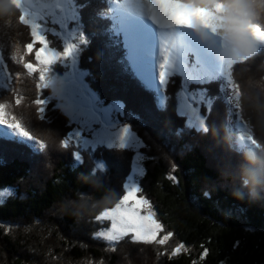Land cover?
I'll use <instances>...</instances> for the list:
<instances>
[{"label":"trees","instance_id":"1","mask_svg":"<svg viewBox=\"0 0 264 264\" xmlns=\"http://www.w3.org/2000/svg\"><path fill=\"white\" fill-rule=\"evenodd\" d=\"M75 1L78 27L86 41L85 55L80 49L76 66L85 67L84 80L102 104H121L117 117L142 143L139 151L144 171L139 177L140 192L165 229L174 233L173 240L189 247L188 252L171 259L170 250L161 255L153 246L128 240L119 242L127 243L115 250L126 249L123 254L129 256L128 250L137 247L136 252L151 254L149 264H264V192L250 196L239 179L241 153L264 147V130L257 125L259 113L241 104L243 82L249 77L264 76V48L250 60L236 63L231 76L239 89L236 99L230 97L231 86L219 72L206 67L192 52L187 53L185 59L199 61L205 87L211 90L206 96L213 95L205 130H197L187 127L186 117L178 112L179 73L169 78L160 102L152 86L132 69L114 14L115 3ZM9 2L14 4L13 0ZM184 2L200 8L190 0ZM214 7L218 19L215 13L222 5L217 3ZM46 39L63 49L61 42L54 40L55 35ZM27 42H31L29 29L15 18L8 24L0 20V57L6 66L4 69L0 61V103L5 104L9 119L15 118L46 145L41 150L34 140L0 128L7 132L5 138L15 139L23 147L21 157L5 156L0 163V190H12L0 196V264H60L58 259L63 255L76 261L83 257L104 261L114 258L115 251L106 247V242L91 235L72 237L70 233L77 231L80 223L66 212L55 213V208L67 203L68 198L75 199L77 192L99 198L117 181L116 199L81 219L83 227L88 224L86 233L92 232L99 211L112 208L123 194L137 150L104 144L92 151L77 150L68 140L76 124L57 106V100L48 99L39 114L34 101L44 100L48 93L45 90L41 95L39 72L29 73L23 67L24 63L36 65L34 51H24ZM17 50L19 59H10ZM56 69L58 73L64 70L59 65ZM206 112L202 107L201 114ZM239 132L248 137V143H237ZM61 140L68 141V148L59 147ZM76 150L82 153L81 160L76 159ZM91 154L102 165V171L96 169L98 175L89 172L97 162L89 158ZM169 175L176 179L169 180ZM20 218L28 221L19 222ZM29 245L45 248L47 258L41 260L42 255H34ZM23 246L26 247L21 250ZM63 247L70 249L66 252ZM202 252H206L203 258Z\"/></svg>","mask_w":264,"mask_h":264},{"label":"rangeland","instance_id":"2","mask_svg":"<svg viewBox=\"0 0 264 264\" xmlns=\"http://www.w3.org/2000/svg\"><path fill=\"white\" fill-rule=\"evenodd\" d=\"M130 2L131 0H123L120 3H115L114 13L117 14L116 15L117 22L120 21V25L122 24L123 26V33L124 35L126 34L125 39H126L127 45H129L131 55L135 54V56L131 57L130 59L133 62V64L137 68H139L140 71H142L140 72L141 74H143L144 76L145 74L147 75V78L146 76L143 77L141 75L146 81L150 82L152 80L151 75H153L152 71H151L152 73H149V74L147 73V71L149 72V69L144 71V69L149 68L147 67L148 65L147 61L149 62L151 59L152 67L150 68L154 69L155 68L154 62L157 65L158 64L156 63L157 60L159 62L162 59L161 55H158L159 50L157 48L159 47L160 41L163 38L168 37L167 34H173L175 36V48L174 49L178 51V54L176 55L173 54V57L169 59L172 65L174 66V68L180 67L183 61V55L188 50H194L195 52L198 53V55L202 52V55L204 57H202L201 54L199 56L202 59L203 63H206L207 65H212L214 63L213 65L216 68H218L219 69L218 71L221 73L224 70H226L228 63H231L234 60H239V61L243 60V58H236V59H232L230 62H227V63H220L219 61L214 62V60L216 59L215 51L219 49L220 47H222V41L219 38V36L216 35V32H217V23H216L217 20L216 19L214 20V23L216 25L214 32L211 31L209 28L205 27L199 21H194V22H199L205 28L206 40L204 41H202L191 30L193 24L191 27L173 26L167 29L161 27L163 30V33H161L160 31H158L161 28H158L157 26H155L150 21L147 15L141 14L129 8L127 5ZM24 3L33 5V7H30L28 11L30 13L31 12L35 13L37 17V21L41 24L42 32L46 36V38H49V36L51 35H55L56 39L54 40H58V42L60 41L61 44L63 45V49L70 44L76 45V47L74 48V50L71 52V54L68 57L52 62L51 65H49L48 72L46 74L47 87H45L44 89L42 88L41 90V95L45 92V90H47V93H48V95H46L44 98L45 103H47L46 101H49L48 99L54 98L55 100H57L56 102L57 106L60 107L62 111H64L70 117V119L76 124L74 129L69 133L68 140L74 143L73 145L77 148V150H81L83 152H87L88 150L92 151L98 145H101V144H104L111 148H114V147L135 148L137 151H136V154L134 155V159L132 163V170L125 183H127L129 187H131L133 184L139 187L140 186L139 177L142 176L143 171H144L143 156L139 151L141 144H142L141 140L136 136L135 132L132 129H130L127 124L122 123L120 119L117 117V114L120 113L121 104L118 101L112 102L109 104H102L101 101L98 99L97 95L93 93V91L87 86L84 80L86 74L83 68L85 67H80L82 69H79L76 66L78 65V58H80L79 56L81 55L80 49L83 51L85 55V52H84L85 50H83L85 48L84 47L85 45L84 43H80V34L82 32L78 27V12L76 9L77 8L76 1L75 0H64L63 7L58 5L57 0H24ZM137 19L138 20L140 19L139 22L143 24H148L149 32L148 30L146 31L145 28L143 29V26H144L143 24L140 23L141 25H138L139 23ZM133 27L134 28L136 27L134 30L135 32L131 30V28ZM154 28H157V30H155ZM137 29L138 30L143 29L142 32H140V34H145V35L147 34L148 41L146 43L136 44ZM156 33L158 35H156ZM74 39H75V42L73 41ZM47 40L49 41V47L52 48L50 51H57V52L63 51V49L62 50L58 49V46L55 43V41H52L51 43V40L49 39ZM76 40L78 41L76 42ZM169 45L170 44L166 45V47ZM142 49H144L143 52L145 54L141 52ZM155 50L156 51L158 50L157 54ZM136 51H137V54H136ZM141 53L144 55V57L142 56ZM211 53L213 55H211ZM146 54L147 55L149 54L151 56L149 57L147 56L146 58ZM137 55H139L140 57H138ZM136 57H137V60H135ZM133 64L132 66L134 67ZM58 65L63 67L64 69L61 71V73L57 72L56 67ZM2 67L5 69L3 65ZM34 67L38 68V65L36 64L34 65ZM206 83H208V81ZM152 86L156 90L159 96V99H161L160 97V93L162 89L161 86L158 83H156L155 85L152 84ZM178 90L180 93L181 91L180 84L178 86ZM210 91L211 90L208 89V93H210ZM8 93H11L10 90H8ZM229 95L230 97L235 98V93L233 91L229 92ZM182 96H183V93H180L179 98H178L177 107H178L179 114L186 117V126L189 128H196L197 130H205L206 116H209L210 114L209 107L210 106L212 107L213 99L211 100V102H205L207 105V112H208V113L206 112L207 113L206 115L201 114L202 107H200L195 110L196 115L193 116L192 110L185 106ZM210 96L212 97L213 95L211 94ZM125 126H127L128 131L126 134L122 136L121 135L122 129H124ZM237 140L239 143H245L248 141V138L246 135L241 133L237 136ZM77 150L75 153V157L79 156V160H81L83 155ZM89 158H91L94 161L97 160V162L95 163L100 164V160L93 158L92 154L91 156H89ZM79 162H82V161H79ZM115 178H113V182ZM117 180H119V176H117ZM114 184L116 185L117 181L115 183H111L109 189L115 190ZM11 191H12L11 189L6 188V189H1L0 193H3V195H5V194H10ZM137 195L143 196L141 192H139ZM69 200H72V199L68 198L67 202ZM64 205H67V203H64ZM60 207L61 206H58V209ZM58 209L55 208L56 210L55 213L60 212L62 214L63 212H61L60 209L59 210ZM154 216L157 219L155 213H154ZM20 219L21 220H19V222H22V221L25 222V220L28 221V219H25V220L23 218H20ZM157 221L160 222L159 219H157ZM78 222L80 223L79 224L80 228L77 229V231L70 233L72 237H87L91 235L92 237H95L99 240L106 242V244L108 245V246L106 245V247L108 248H115V247L122 248L123 244L127 242H132L130 239V236L123 237L114 244L106 241L105 239H103L102 236H98L97 233H101L110 228L111 222L109 220H101V221L95 220V222L93 223L94 229L92 232H89L88 234L85 231V229L86 230L88 229L86 228L88 224L83 227L82 223L84 222L81 221V219L78 220ZM66 223L67 222L65 221L64 224ZM61 226L64 227L65 225L64 226L61 225ZM163 226L165 228V225ZM121 241H127V242H123L119 244V242ZM135 243L138 244L140 242H133L132 244H135ZM179 243L180 242H175L173 238L171 237L170 240L166 241L164 245H158L155 242L148 243V245L150 247L153 246L154 248L157 249V251H160V253H164L169 250L171 252V249ZM26 246H23L21 250L24 249ZM29 247L30 248L32 247L33 251L35 252L34 255H38V256L42 255L41 260H43L44 257L47 258L46 256L48 255V253H46L47 250L45 248L33 247L30 245ZM70 248L63 247L64 251L66 252H68ZM188 248L189 247L185 245V247L181 249L180 253L188 252ZM136 250H137V247H133V249L131 248L130 252L128 250L129 256H125L123 253L127 251L126 249H121L120 251L116 249L114 258H111V257L109 259L107 258L106 261H104L103 259H94V258L89 259V258H84V257L81 260L76 261L75 258L69 259L68 256L63 255L64 258L60 260L58 259V262L60 264H109V262H112L111 264H149L150 260L148 256H150L151 254L148 252L146 254L141 253V252H136ZM14 251H16V249ZM109 251L110 249L106 250V253ZM21 253L25 254L24 251H22ZM131 258H133L136 261H134L133 259L132 261ZM110 259H112V261Z\"/></svg>","mask_w":264,"mask_h":264},{"label":"snow or ice","instance_id":"3","mask_svg":"<svg viewBox=\"0 0 264 264\" xmlns=\"http://www.w3.org/2000/svg\"><path fill=\"white\" fill-rule=\"evenodd\" d=\"M113 3H118L119 0H112ZM14 5L18 9V23L29 29V38L31 42H27L23 45L24 51L35 53V61L38 65L34 67L32 63H24L23 67L28 70L29 73L39 71L40 85L43 89L47 87L46 74L48 72L49 65L52 62L68 57L74 50L76 45L66 46L62 52L50 51L49 41L42 32L41 24L37 21V17L34 12H29L28 9L33 5L25 4L24 0H14ZM129 8L147 15L150 21L158 28H171L173 26L191 27L194 21H199L205 27L211 31H215L216 25L214 20L213 11L202 8H194L192 5L184 2V0H131L127 5ZM219 6H217V9ZM257 26L249 25L250 30L255 32ZM264 34V29L260 30ZM83 34H80V43H85ZM259 43L264 45V35L259 38ZM39 45L34 48V45ZM175 48V44L171 46L162 47L160 49V55L162 59L156 65V79L161 88H166L170 82L169 78L179 73L180 80V93H183V101L186 107L192 110V115H196V109L204 107L207 110L205 102H211L212 97L206 96L208 89L205 87L204 74L199 68V61L193 63L190 59H185L179 68H174L170 63L169 56L172 50ZM264 48L261 46L255 52L256 56L259 51ZM20 51L12 53L10 59L18 60ZM253 56V57H254ZM246 62L234 60L227 70L222 72L224 80L231 86L230 91L235 92L238 96L239 89L232 81V72L236 63ZM34 69V70H33ZM174 82V81H172ZM195 85L196 87H191ZM179 93V94H180ZM38 108V113L41 114L44 110V100L37 99L34 101ZM5 105L0 103V125L4 126V129L11 130L14 136L21 138H27L28 140H34L40 145L41 150H44L46 145L43 140L38 139L30 131H28L21 123L17 122L15 118L9 119L7 113L4 111ZM128 131L127 126L122 129L121 135L123 136ZM7 132L0 130V163L5 161V156L19 158L23 154L22 145L15 139L5 138ZM59 147L62 149L68 148V141H59ZM79 160V156L76 157ZM96 169H102L101 164H96L91 168L89 172L93 175H98ZM175 171V168H172ZM169 180H175V176H167ZM140 188L133 184L131 187L127 183L123 185V194L118 198V201L112 208H106L99 211L95 216L96 221L109 220L111 222L110 228L101 233H97L98 236H102L108 242L116 243L123 237L130 236L132 242L140 243H152L155 242L158 245H164L166 241L174 235L173 232L168 231L164 226L157 221L152 211L150 202L143 196H138ZM3 195V193H0ZM207 195V193H206ZM159 234V235H158ZM185 247L184 244L179 243L171 249V255L175 256L180 253L181 249ZM115 251V248H112ZM166 253H161L165 255ZM206 255V252L201 253V258Z\"/></svg>","mask_w":264,"mask_h":264},{"label":"clouds","instance_id":"4","mask_svg":"<svg viewBox=\"0 0 264 264\" xmlns=\"http://www.w3.org/2000/svg\"><path fill=\"white\" fill-rule=\"evenodd\" d=\"M202 9L215 12V4L222 5L215 13L218 17L216 35L222 41V47L215 51L216 59L220 63L230 62L233 58L250 60L259 47L261 29H264V0H190ZM18 9L9 0H0V20L6 24L13 18L18 22ZM249 25L257 26L255 32ZM202 41L206 40L205 28L194 22L191 29ZM241 104L254 113H259L258 127L264 130V76L259 79L247 78L241 88ZM264 144V141H261ZM254 153V154H253ZM253 153H241L240 183L247 188L250 196L264 192V147L253 149ZM98 190V189H97ZM117 192L108 189L97 198L92 193L75 194V199L69 200L67 205H61L60 211L77 220L83 219L105 205L114 201Z\"/></svg>","mask_w":264,"mask_h":264},{"label":"bare ground","instance_id":"5","mask_svg":"<svg viewBox=\"0 0 264 264\" xmlns=\"http://www.w3.org/2000/svg\"><path fill=\"white\" fill-rule=\"evenodd\" d=\"M96 11V10H95ZM140 20V19H139ZM139 20L137 19V21H138V25H141V24H143V23H141V22H139ZM141 23V24H140ZM144 26H143V29L145 28L146 29V31L148 30V24H143ZM134 28V27H133ZM133 28H131V30L133 31V32H135L134 30H135V28L133 29ZM122 29H123V26H122ZM125 29V28H124ZM143 29H137V31H136V44L137 43H142V44H144V43H146L148 40H147V34L145 35V34H140V32H142V30ZM150 31H151V29H150ZM148 32H149V30H148ZM126 35V34H125ZM125 35H124V37H125ZM145 35V36H144ZM157 38H158V36H157ZM174 38V36L172 37V36H168L167 38H163L161 41H160V44H159V47L157 48L158 50H159V53H158V55H160V49L162 48V47H166V45H168V44H170L169 46H171V44L172 43H174L175 44V39H173ZM125 41H126V39H125ZM209 46V45H208ZM127 47H128V49H126L125 51L127 52H129V55H130V58L131 57H134L135 56V54L134 55H131V52H130V49H129V45H127ZM158 50H157V52H158ZM204 50H205V48H204ZM144 49H142L141 50V52L143 53V54H145L144 52ZM156 51V50H155ZM174 51H175V53H174ZM135 52V51H134ZM206 52H208V51H206ZM141 53V54H142ZM142 54V56L144 57V55ZM173 54H178V51L177 50H172V52H171V54H170V56H169V59H171V57H173ZM198 54V53H197ZM201 55H202V52L200 53ZM199 54V55H200ZM211 55H213L212 53H211ZM147 56L149 57L150 55L148 54H146V58H147ZM153 56V55H152ZM156 56V55H155ZM202 57H204L203 55H202ZM216 58V57H215ZM233 59H236V58H233ZM215 61H218V60H214V62ZM156 63H158V60H157V62ZM170 63H171V61H170ZM132 64H133V62H132ZM147 67H149V68H146V69H144V71H146L147 69H149V72L147 71V73L149 74V73H152L153 72V75H151V77L153 76V78L154 79H156V64H155V62H154V66H155V68L154 69H151L150 67H152L151 66V59H150V61L148 62L147 61ZM172 64V63H171ZM214 64V63H213ZM134 65V64H133ZM134 67L137 69V71L140 73V72H142V71H140V69L139 68H137L135 65H134ZM152 71V72H151ZM141 74V73H140ZM143 75V74H142ZM144 76V75H143ZM145 76H146V78H147V75L145 74ZM144 76V77H145Z\"/></svg>","mask_w":264,"mask_h":264},{"label":"water","instance_id":"6","mask_svg":"<svg viewBox=\"0 0 264 264\" xmlns=\"http://www.w3.org/2000/svg\"><path fill=\"white\" fill-rule=\"evenodd\" d=\"M58 5L64 6V0H57Z\"/></svg>","mask_w":264,"mask_h":264}]
</instances>
